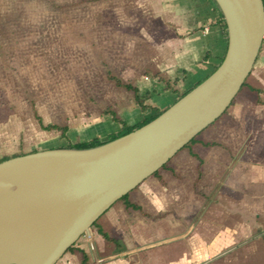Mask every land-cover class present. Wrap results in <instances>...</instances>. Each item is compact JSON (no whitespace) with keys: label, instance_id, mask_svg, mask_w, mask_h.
<instances>
[{"label":"crops","instance_id":"crops-1","mask_svg":"<svg viewBox=\"0 0 264 264\" xmlns=\"http://www.w3.org/2000/svg\"><path fill=\"white\" fill-rule=\"evenodd\" d=\"M148 1L160 24L155 56L133 86L146 105L164 111L219 66L226 27L212 0ZM139 116L134 105L121 120L133 126ZM120 131L103 120L79 132L78 141H106ZM200 134L56 264H264L263 44L233 103Z\"/></svg>","mask_w":264,"mask_h":264},{"label":"water","instance_id":"water-1","mask_svg":"<svg viewBox=\"0 0 264 264\" xmlns=\"http://www.w3.org/2000/svg\"><path fill=\"white\" fill-rule=\"evenodd\" d=\"M213 2L225 23L226 53L212 74L157 118L96 147L0 162V264H56L116 202L229 108L264 41V2Z\"/></svg>","mask_w":264,"mask_h":264},{"label":"rangeland","instance_id":"rangeland-1","mask_svg":"<svg viewBox=\"0 0 264 264\" xmlns=\"http://www.w3.org/2000/svg\"><path fill=\"white\" fill-rule=\"evenodd\" d=\"M159 27L148 0H0V160L73 145L109 113L121 119L135 104L114 79L134 85L151 70ZM36 117L67 127L65 138Z\"/></svg>","mask_w":264,"mask_h":264},{"label":"trees","instance_id":"trees-1","mask_svg":"<svg viewBox=\"0 0 264 264\" xmlns=\"http://www.w3.org/2000/svg\"><path fill=\"white\" fill-rule=\"evenodd\" d=\"M263 2H264V0H263ZM219 13H220V11H219ZM220 17H221L222 22L224 23V20L222 18L221 13H220ZM224 25H225V23H224ZM154 77L157 78V75H155ZM158 80H160V79H158ZM114 82H115V85L118 88H123V89H125L127 91H131L133 93L134 104L136 105V107L138 108L139 113H140L139 121L135 125H133V126H128L120 118L116 117L115 114L109 113L112 116V121L121 125V131L118 134L109 136L106 141H101L100 139L95 138V139H92V140H90L88 142H77V143H75L73 145H68L66 148H71V149H88V148H92V147H96V146L102 145V144H104V143H106L108 141H112V140H114L116 138H119L121 136H124V135L132 132L133 130L138 129V128H140V127L148 124L149 122H151L152 120H154L155 118H157L163 112V111H159L157 108H154V107H151V106L146 105V98L147 97L141 95L140 92H139V90L135 86H133L131 84H128V83H123L119 79H114ZM187 92L183 93L180 97L184 96ZM232 103H233V101H232ZM36 119H37V121H38V123H39V125H40V127H41V129L43 131L50 132V131L56 130V131H58L60 133V135H61L60 137L61 138H65L66 133L68 131V128L67 127H60V126H57V125H43L42 122H41V119L39 117H36ZM195 140H196V138H194L184 148H186L189 145H191L193 142H195ZM34 152H36V151H34ZM21 155L22 154L17 155V156H21ZM13 157H16V156H13ZM13 157L3 158V159L0 160V162L5 161V160H7L9 158H13ZM166 165L167 164H165L161 169L165 168ZM159 171H157L156 173H154L152 176H157ZM127 198H128V195L124 196L119 201H124L125 202L127 200ZM127 206L132 207L133 209H136L135 206H132V205H129V204ZM96 224H97V222H95L93 224V226H95ZM103 236H104V238L107 239L106 235H103ZM72 249H73V247H70L68 249V251H71ZM82 264H85V258L83 259V263Z\"/></svg>","mask_w":264,"mask_h":264}]
</instances>
